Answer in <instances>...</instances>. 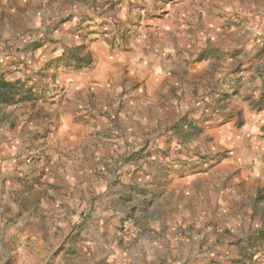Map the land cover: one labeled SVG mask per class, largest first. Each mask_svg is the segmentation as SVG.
<instances>
[{
  "label": "rangeland",
  "instance_id": "374dc122",
  "mask_svg": "<svg viewBox=\"0 0 264 264\" xmlns=\"http://www.w3.org/2000/svg\"><path fill=\"white\" fill-rule=\"evenodd\" d=\"M0 264H264V0H0Z\"/></svg>",
  "mask_w": 264,
  "mask_h": 264
}]
</instances>
